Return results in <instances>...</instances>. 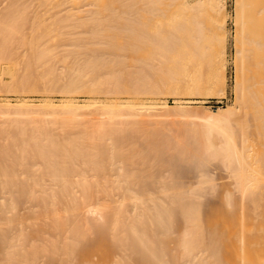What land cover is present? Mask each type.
Returning a JSON list of instances; mask_svg holds the SVG:
<instances>
[{"label":"bare ground","instance_id":"bare-ground-1","mask_svg":"<svg viewBox=\"0 0 264 264\" xmlns=\"http://www.w3.org/2000/svg\"><path fill=\"white\" fill-rule=\"evenodd\" d=\"M54 1L56 3H66L70 0ZM103 1H109L113 5L116 3L125 5L123 10L122 7H119L120 5L118 7L114 5L112 8L107 9L111 14L104 17L103 21L114 20L119 18L121 14L128 18L140 15L141 20L147 19L150 21L156 17L158 18V16L173 18L175 20L173 26L175 35L171 37H175L173 39L175 40L174 46H176V49L178 46L179 53L181 55L186 54L185 58L189 61V67L196 66V63L201 60L202 48L200 47H202V38L204 37V30L200 24L201 16L208 15L214 18L216 23L215 27L211 28L212 35L209 39V45L212 46L217 41L219 49L217 55H211L208 62L210 78L202 85L198 82L196 87L187 85L182 89L196 88L208 92L215 91L221 96L225 95V22L227 17L225 0ZM136 5H140V7H136ZM83 6L78 7V10L86 11L85 13L90 17H85L84 20H87L85 23L84 20L83 23L81 22L82 19L79 21L81 26H89L90 33H111L114 31L117 32H115L116 34L120 31L137 33L136 27L130 24H126L127 26L124 27L110 25V28L106 29L103 21L101 22L103 18L98 15V8L89 9V11L84 10ZM14 18L0 24V35L8 37L12 36L13 33L20 32L21 25L25 22V16L24 18L23 16ZM140 24L145 25L143 22ZM235 24L238 26L234 37L238 73L235 83L236 96L231 105L219 106L215 110H211L205 106H191L189 102L185 100L183 102L181 99H177L174 106H168L165 102L157 101L147 106L155 110L154 113H148L149 116L146 115L149 118H147L148 120L145 119L146 121L140 123V120L136 119L140 123L138 125L139 123L135 118L141 116L138 115L139 112L135 115H132L134 113L124 114L125 117H123V115L116 112V114H113L105 111L104 107H108L107 110L111 109L114 112V108L124 104L120 101L115 103L114 99L111 100L113 103L98 104L101 109L103 108L102 110L105 109V114L103 112V117H101V113V116L98 114L96 117L100 116V120L103 118L101 122L104 119L106 122L107 119L111 121L112 119L115 120L116 116H121L119 118L123 119L126 128L125 126L121 128L123 127L120 123L121 119L118 124L115 121L113 123L107 121L101 124L97 120L98 122L95 121V123L88 121L91 126L93 125V131L90 127H87L89 125L87 122H85L86 124L83 123L85 125L84 129L73 131L72 124L76 127L73 122H76L75 117L80 116V114L76 112L63 113L59 114L64 115L63 118H52L54 124L53 129L48 132L50 134L45 131V128L42 132L43 126L37 125L36 128L34 127L37 130H32V133L35 132V134L30 135L27 138L28 140L26 139L27 141L22 139L23 144H16L15 147L13 144V148L20 145V147L17 146L19 149L14 151L20 150L17 154L13 152L11 145L10 147L7 145L9 144L7 140L13 143L12 140L15 137L9 136V138H6V135L5 137L2 136V131L4 129L6 131V128H2L4 124L10 122L9 125H12V123L17 122V125L21 122L18 119L21 116L28 119L35 115H43L44 119H48L46 115H57L58 111L53 109L52 112L44 114L38 112L37 109L46 106L44 104L48 103L49 100L46 99L42 103L31 104L29 107L32 109L25 113L10 112V110L20 105H29L27 101L6 104L9 110L0 112V132L2 133L0 137L2 136L3 143H7H5V146L0 141V264H38L37 262L41 263L43 258L47 259L43 260V262L46 261L44 264H108V261L115 262L116 259H119L120 263L118 260L115 263L123 264L122 259L124 260V258L128 262H124V264L134 263V261V264H177V262L180 264L181 261H183L182 264H264V0H235ZM99 25H102V27ZM94 27L96 29L100 27V29L98 28L95 31ZM140 33L144 36V30ZM5 49V46L0 47V59ZM42 57L43 54L38 51L36 58L41 59ZM83 67L79 66L77 68L81 76H85L86 73L84 72H87ZM254 68L258 69L259 80H257L256 73L253 74L255 72L253 71ZM124 70L122 72L118 69L115 72V74L118 72L115 75L116 77H113L110 73V80L107 82L109 83L115 78L110 82L113 83L118 77L121 78L119 75L121 73V76L125 74ZM178 73L173 72L171 75L175 78ZM127 75L130 76L131 74L128 73ZM88 81H90V84H95L98 80ZM136 81L132 82V86L137 84ZM166 81L164 82V88L168 89ZM77 82L63 84L60 90L67 92L66 88H69L70 91H78L79 85ZM117 82H120V80ZM173 82L176 83L178 80L176 79ZM122 83L121 81L120 84ZM113 84L114 86L117 85L116 82ZM138 84L141 86L143 82ZM116 87L115 91L112 89L115 95L118 90L120 91ZM162 89L157 88L156 90ZM129 90H132L133 93L137 92V88L126 87L125 93H132ZM112 91H108V93L113 94ZM89 92L95 93V90L90 89ZM120 94H122L121 91ZM66 101H60L59 104H68L65 103ZM50 104L54 107L58 106L53 102H50ZM131 106L135 108V106ZM143 108L136 107L135 109L141 110ZM247 109L254 118L252 129H250L247 122L249 120H247ZM126 117L134 119L129 122ZM124 118L127 120H124ZM35 121L32 120V123ZM52 121L49 122L52 123ZM91 122L94 121L91 120ZM37 123L40 122L37 121ZM94 124L97 126L95 127ZM105 124L111 126L108 125L109 127H107L106 125V128ZM54 125L57 126V130H55ZM67 128L70 131H67ZM39 129L41 130L39 131ZM51 132L53 133L51 134ZM90 132L92 133L90 134ZM122 133L124 135L121 140H124V138H126V141L129 140L126 145L122 142L119 144L120 137L118 143L114 139L116 134L120 136ZM54 134H56V137ZM68 134H72L74 137ZM213 134L220 139L219 143L214 142L212 138L215 135L213 136ZM67 136L68 138H66ZM139 137H141L142 140H140L144 143V146L140 142L137 143L136 139H139ZM86 139L90 140L87 141ZM250 139L253 144L250 143ZM29 140L33 142L29 143ZM84 140L90 143L86 145L87 143L83 142ZM92 140L97 143L95 141L91 143ZM98 150L102 152L105 150V154L101 153V156L108 158L107 165L112 169L108 168L107 171L111 174L105 170L104 161L100 162L103 157L100 158ZM127 151H131L128 156L123 154ZM117 152L123 154L124 159L122 156L116 155ZM137 157L142 160L134 159ZM35 158L40 160L41 166L39 161H34ZM114 158H117L116 161ZM130 158L141 161L139 166L142 165L143 168L137 166L139 162L134 161L136 163L134 165L133 160ZM121 159L126 162V166H124V162L121 163ZM213 159L221 162L223 166L225 165L229 169L232 179H234L233 188L239 192L241 200L250 199L249 202L245 201L246 206L241 201L240 205H243V207L237 205L240 206L238 208L241 210L242 216L248 214L251 217V222L246 230L244 228L238 230H234V228L224 229V237L216 235L206 240L200 226L203 220L200 213L204 215L200 208L207 207L210 209L211 207L199 202L200 200L197 201L196 197L203 196V192L206 193L209 190L207 188L212 190L213 186H206L207 191L203 192L202 188L193 190L188 186V178L190 177L185 178L180 170L188 169L190 174L197 171V174H194L197 177L198 171L203 172L204 168L202 167L207 166L208 163L205 165V162H210ZM5 160L6 165L4 164ZM26 160L30 162L32 160L33 163ZM117 160L121 161L120 163L124 164V167L119 166L120 163ZM77 161L82 165L79 168ZM116 162L119 163L118 166ZM89 163H94V166H90L91 168L88 167V169L87 164L89 166ZM103 165L105 169L102 167ZM110 165H114V167ZM134 166H137L138 169H135L137 171H134ZM190 167H192L191 170ZM6 168L8 170L11 168L9 172L7 171L8 173H6ZM17 170L22 172V177L18 173L16 175ZM105 171L109 174H107L108 176ZM24 175L29 178H23ZM180 175L182 176L180 177ZM12 178H17L19 181ZM205 178L210 183L206 175L203 179ZM190 181L192 180L190 179ZM193 184L191 182V187ZM15 188L16 191L14 190V193H12V189ZM183 188L184 190L181 191ZM224 189V194H227V197L225 195L224 207L227 208L233 193L230 189ZM22 206L23 208L26 206V211L28 210L25 216H23L24 214L19 216L22 213L18 214V209ZM251 210L258 211L251 212ZM94 214H96V217ZM98 218L101 221H98ZM231 218L230 215H227L225 222H231ZM89 219L92 220L88 221ZM23 220L25 226H27V220V224L31 221L28 228L23 225ZM180 220L185 225L184 228H180L186 231V234L183 233V230L182 232H176L179 228L175 227L176 222H179V225ZM92 221L93 223H91ZM29 228H32V230H29ZM180 233L184 234L182 238L181 235H177ZM91 234L92 236H88ZM170 234L176 235V237L174 238ZM161 235H163V238L165 236L168 238L162 239L160 238ZM89 237H91V240ZM176 238L179 239L176 240ZM89 241L93 244L90 245ZM222 244H224V256L221 253ZM120 250L124 255L122 254L123 256L117 258ZM179 250H181L180 255L182 254L183 259L181 256L178 259L177 251L179 252ZM197 251H200V258L197 256ZM127 252L129 253L128 257L132 256L131 260L134 261L129 262L128 259L131 257H127ZM48 255H52V258H47ZM55 255H59L60 259L58 256L55 258ZM95 257L99 261H95ZM58 261L61 263H58Z\"/></svg>","mask_w":264,"mask_h":264},{"label":"rangeland","instance_id":"rangeland-1","mask_svg":"<svg viewBox=\"0 0 264 264\" xmlns=\"http://www.w3.org/2000/svg\"><path fill=\"white\" fill-rule=\"evenodd\" d=\"M92 1H95V2H92ZM114 5L115 7H118V5H120L119 7H122L121 8L122 10L124 9L123 7L125 6L120 3H116ZM114 5L110 3L109 1H103V0H70L69 2H66V3H62V2L56 3L54 0H0V24L4 21H9L17 16H23V18L25 16V22L22 23L19 21L20 23L23 24L21 25V29L19 33H13L12 36H8V37H5L4 35H0V47L2 46L6 47L5 51L2 53V58L0 59V77H1L0 79L1 80V83H0V112H7L9 110L6 104H16L20 101H27L29 105H20L17 108L15 109L13 108L10 110V112L15 111V112L25 113L32 109L31 107H29L31 104L36 105V104L42 103V101H44L45 99L49 100L48 103L44 104L46 106H43L40 109H37L38 112H40L41 114H44V113L52 112L53 109H55V111H58L57 115H53V116L46 115L48 119H44L43 115H35L32 118H28V119L24 116H21L20 118H18L21 122H19V124L17 125H16L17 122L12 123V125H9L11 124L10 122L9 124L3 123L4 127L2 128L3 129L6 128V131L4 129L5 131L4 132L2 131L3 130L2 129L1 131L3 132V134L0 132V135L2 134L3 137H5L6 135V138H9V136L15 137L12 140L13 143H10L9 140H7L9 144L5 142L7 145H9L8 147H10V145L12 147L13 144H14L13 145L14 147L16 144H20V143L23 144V142L27 138H29L30 135L32 136V134L33 135L35 134L34 131H33L34 133H32V130L35 129L37 125L43 126L42 130L39 129V131L41 130L43 132V129L45 128L46 129L45 131H47L48 133L49 131H51L50 129H53L52 127H53L54 122L52 121V118H57V119L63 118L65 117L64 115H59L63 113H70V112L75 113L76 112L80 114V116L75 117L76 122H73L75 123L76 127H74L72 124V129L74 128L73 129L74 131V130L84 129L85 125H83V123L86 124L85 122L88 123L89 121L90 123H95V121L97 120L101 122L103 118L101 120L99 119V117L101 116L100 113L102 114L101 117H103L104 116L103 112L105 114V111L106 112L109 111V113L111 112L113 114L118 113L119 115H123V117H125L124 114L134 113L132 115H135V113L139 112L138 115L140 114L141 116H139V118H135V120L136 119L140 120V123L141 121L144 122L145 119L146 120L149 119L146 115L148 113L150 114L154 113L155 111L153 109L148 108L147 106L157 101L165 102L168 106H174L175 101L177 99H181L183 102L184 100L186 102H189L191 106L193 105L194 106H197V105L205 106V107H209L211 110H215L219 106L225 107L227 105L233 104L235 96H236L235 83H236V77L238 73L237 71L238 65L236 63V58H235L237 55V51H236V45L234 41V37L238 29V26H236L235 24V0H225V7H226V12H227V17H226V22H225V27H226V38H225L226 40L225 41V45H226L225 46L226 90H225V95L223 96L218 95L215 91L208 92L207 90H198L196 88L195 89L193 88L190 90L182 89L183 87L187 85L196 87L198 85V82H200V84L202 85L203 83H206L210 78V70H209L208 62H209L211 55L213 54L217 55V50L219 49L217 41H215L212 46L209 45V39L212 35L211 28L215 27V23H216L214 18L208 15H202L200 18V24H201L202 29L204 30V37L202 38L203 44H202V47H200L202 48V54L200 58L201 60H199V62L196 63V66L194 67L191 66L192 67L191 68L189 67V61L185 58L186 54L181 55L178 51L179 49L178 46H177V49H176V46H174L175 40L173 39H175V37L174 38L172 37L173 35H175V30H174L175 28L173 27L175 25V22H174L175 20L173 18L169 16H166V18L165 17L161 18V16H158V18L154 17L155 19H152L150 21L147 19L141 20L140 15H136V17L134 15L128 18L127 16H124V14H121L120 17L118 16L119 18H116L117 20L116 19L114 20L106 19L107 21H103L105 19L104 17L111 14L107 9L112 8V6ZM80 6L81 7L83 6L84 10L98 8L99 9L98 15L100 16V18H103L101 19V22L103 21L105 25L103 23L102 25H104L106 29H109L110 25H113L114 27L116 26L124 27V26H127L126 24H130L136 27L137 33L136 32L130 33L128 31H120L118 32V34H116L117 33L116 31L111 32V33L110 32H102V33H96V34L90 33L91 31L89 32V29H88L89 26L88 27H84L83 25L81 26V23L79 21L80 19H82L81 22L83 23V20L86 19L85 17L88 18L89 16L85 13L86 11L83 12V11L78 10V7ZM136 7H140V5H136ZM101 9H102V12H101ZM86 21L84 20V23ZM142 22L143 24H145L144 26L140 24ZM94 23L96 24V22ZM102 25H99V26L102 27ZM100 27L98 28L100 29ZM97 29L95 28V31ZM143 30H144V36L142 33H140ZM167 42H171V43H167ZM208 45L210 46V48ZM38 51H40L41 54H43V57L41 59L36 58V54ZM120 59L121 61H119ZM79 66L80 67L84 66L83 67L84 70L87 71V72H84L86 73L85 76H81L80 73L78 72L77 68ZM123 67L124 68L127 67L126 70L128 69L129 72H127L128 70L127 71L124 70ZM118 69H120V71L122 70L125 71V74H123L122 76H121L122 73L120 75L118 74L121 78L117 76L120 82L122 81L123 83L120 84V82H117L119 81L117 78V80L114 81L116 82L117 85L114 86L113 84L114 82L113 83H110V82L115 80V78L113 80L111 79L112 81H110L109 83L107 81L110 80V76H111L110 73L114 77L118 73L117 72L115 74V72L118 71ZM253 71H255L253 72V74L256 73L255 75L257 77V80H259L258 69L254 68ZM173 72H177V73L179 72L178 74H176L177 77L173 78L174 76L171 75L173 74ZM126 73L127 74L130 73L131 75L128 76ZM93 79L95 80L97 79L98 81H96L95 84H90V81L88 80H93ZM176 79L178 80V82L176 83L173 82ZM136 80H140V81L137 82ZM165 80H167L166 82L168 85V89L164 88ZM73 81H78L77 82L79 85L78 91L77 90L70 91L69 88H66L67 92L60 90L61 85L63 86V84L73 82ZM133 81H136L137 84L132 86ZM84 82H86V84H84ZM142 82L143 84L140 86L138 83H142ZM121 86L122 88H120ZM115 87L117 89L119 88L122 94H120L119 90H118L119 91L118 93L116 89L117 94L115 95L114 92L112 91V89L114 90ZM126 87L131 88V89L137 88V92L133 93L132 90H129L132 93H128V92L125 93ZM157 88H163V89L156 90ZM90 89H93V91L95 90V93L89 92ZM108 91L109 92L112 91L113 94L108 93ZM114 99H115V103L116 102L119 103L118 101H120V103H124L123 105H119L116 108H114V112H112L111 109L107 110L108 107H104L106 109V110L104 109L105 110L104 111L102 110L103 108L101 109L100 106L98 105L100 103L105 104V102L113 103V101L111 100H114ZM63 100H67L65 103H68V104H64V105L59 104L60 101L62 102ZM50 102H53L55 105H58V106L54 107L50 104ZM131 105L135 106V108L136 107L137 108L144 107V108L141 110H138V109L133 108ZM246 112L248 113L247 120L249 119L247 122L250 125V129H252L251 127L254 126V120H253L254 118L252 116V113L249 111V109H247ZM98 114L100 116L96 117ZM119 117L121 116H116L117 119L113 117L115 120L112 119L111 120L112 123L113 121H115L116 124H118L119 120L121 119ZM126 118L129 119V117H126ZM126 118H124V120ZM133 119H129V122L130 120H133ZM32 120H36V121L32 123ZM91 120L94 122H91ZM122 120L123 119H121L120 123L123 125V127L116 125V124L115 125L121 128H124L125 126L126 128V125L123 123ZM37 121L40 123H37ZM49 121H52V123H50ZM107 121L109 120L107 119L106 122ZM103 122H105V119L103 120ZM103 122H101V124ZM5 123H8V122H5ZM90 123H88L89 125H87V127H90L92 130V128L94 127H92L93 125L91 126ZM140 123L138 125H140ZM96 124H94L95 127L97 126ZM106 125L107 127L111 126L110 124H105L104 126L106 127ZM54 126H55L54 127L55 130H57L56 129L57 126L56 125ZM72 129H71V132H72ZM36 130L37 129H35V131ZM68 130L69 129L67 128V131ZM52 133L53 132H51V134ZM91 133L92 132H90V134ZM56 134H54V136ZM65 134L67 135V133ZM68 135H71V137H74L72 134H68ZM123 135H124L123 133L122 135L120 134V136H118L117 134L115 135L116 138L114 139L117 140V143L119 141L118 140L119 137L121 140V137ZM214 135L215 134H213V136ZM51 136L54 137L53 135ZM1 137H0V141H2L1 143H3V140H1ZM215 137H213L212 139L214 140L215 143H219L220 139L217 138L216 135ZM66 138H68V136ZM22 139H24V141H21ZM140 139L141 137H139V139H136L137 143L140 142L141 145H143L144 143L141 141L142 139L141 140ZM86 140L89 141L90 139L89 140L86 139ZM103 140L104 139L102 138V141ZM93 141L95 140H92L91 143ZM128 141H126V138H124V140H121L119 144H121L122 142V144L124 143V145H126ZM143 141L145 140L143 139ZM30 142H33V141L29 140V143ZM83 142H86V141L84 140ZM5 143H3V145H5ZM86 143L85 144L88 145V143L90 142H86ZM95 143L97 142L95 141ZM106 143L108 142L106 141ZM250 143L253 144L251 139H250ZM17 146L20 147V145H17ZM17 146L16 148L12 147L13 152L16 149L17 150L19 149ZM19 151L14 152V153L18 154ZM98 151L100 153V158L101 157L104 158V160L102 158L101 161L100 160L99 161L100 162L104 161L103 163L106 166V169L104 165L102 167H104L106 171L108 170V168L112 169L108 167L109 165H107L109 162L108 158L104 157L103 155L101 156V153L105 154V150L104 152L100 150ZM88 152L90 151L88 150ZM129 152L131 154V151ZM129 152L127 151L123 154L125 155L127 154L128 156ZM123 154H119L117 152L116 155L120 157L122 156V158L124 159ZM114 159L116 161L117 158H114ZM123 159H121L122 160V162L120 161L121 163L124 162ZM134 159L142 160L140 157H137ZM36 160L37 159L35 158L34 161L36 162ZM139 160L137 161L133 160V162L132 161L130 162H132L134 165H136V163L139 162L137 165L139 166V164L141 163V161ZM26 161L30 162L28 160ZM37 161H39L40 166H41L42 163L40 162V160L38 159ZM78 161H77V164L79 168L82 165H80ZM134 161L136 163H134ZM30 163H33L32 160ZM119 163L116 162V165L118 166ZM121 163L119 166L122 165ZM125 163L126 162H124V164ZM206 163H208L207 166L202 167L204 168V170L203 172L202 171L200 172L205 173L204 175H206V177L209 178L210 183L206 180L207 178L203 179L204 175L200 173L199 171H198L199 176L196 175L197 177H195L194 174H197V171L196 173L194 172V174L192 173L190 174L188 173V169L180 170V172L182 171L181 174L183 176L185 175V178L190 177L188 178L189 179L188 186H190V188H192L193 190H198L202 188V192H203L209 189L206 193L203 192L204 193L203 196L196 197L197 199L195 198L197 201L200 200L199 202L203 203L204 205L207 204L206 206L211 207L210 209H208L207 207L200 208V211L201 212L203 211V214H204L202 215V213H200V215L203 217V220L201 221L200 226L203 229V234L205 236V239L207 240L208 238H211L212 236H216V235H220L224 237V229L234 228V230H238L240 228H244L246 230V228L249 227V224L251 222V217L248 214H245L244 216H242V213L240 212L241 210H239L238 207L241 206L240 205L241 202L242 204L245 203V206H246L245 201L249 202L250 199L248 198L247 200H244V199L241 200V196L239 192L233 188L234 186L232 183L234 179H232L233 177L231 175V172L225 165H224L225 166L224 168L223 164L221 162H217L216 159L215 160L213 159L210 162H205V165ZM4 164L6 165V160ZM123 165L121 167L126 166V164L124 166ZM90 166L91 167L94 166V163H89V166L87 164V168ZM110 166L114 167V165L113 166L110 165ZM137 166H134L135 168L133 167L134 171H137L135 170V169H138L136 168ZM139 167L143 168L142 165H140ZM129 168H132V167H129ZM10 169L9 170L7 169L6 173H8ZM81 169H83V167H81ZM88 169L86 170L89 171ZM189 169L191 170L192 167H190ZM33 170L36 171V169H33ZM33 170L32 172H34ZM184 170L187 172H185ZM106 171H105L106 175L108 173L111 174V172L107 171L108 172L107 173ZM17 173L21 175L20 177H22L21 171L16 172V175ZM26 175H24L23 178L27 177ZM40 175L43 176V174L41 173ZM182 175H180V177ZM201 175L203 176V178ZM17 178H19V176H17ZM190 179L192 181H190ZM203 180L208 183L204 182ZM20 181H22V179ZM191 182L194 184L196 183L195 184L196 186L193 184L191 187ZM198 183L199 184L203 183V184L199 185ZM210 185L213 186L212 188L215 191L212 188H211L212 190H210V188H207V189L205 188L206 186H210ZM224 188L230 189V191L232 190L231 193H233L230 197V204L229 205L227 204L228 205L227 208L224 207L225 205L224 200L227 197V194H224L225 193ZM14 190L16 191V188L12 189V193H14ZM182 190H184V188L181 189V191ZM158 195L160 196V194ZM237 204L240 206H238ZM245 206L244 208H246ZM241 207H243V205ZM19 209H18V212H19L18 214L22 213L19 216H22L23 214H24L23 216H25V214L28 213V210L26 211V206L24 208L22 206ZM21 210L22 212H20ZM253 211L257 212L258 210H251V212ZM227 215H230L232 217L231 222H225V217ZM94 216L96 217V214H94ZM94 219H97V218H94ZM91 220L92 219H89L88 221H91ZM99 220L100 219L98 218V221ZM93 221L91 223H93ZM27 222H26L27 226L24 225L25 221L23 225L28 228L29 227L28 225L29 223L31 224V221L28 224ZM95 222L97 221L95 220ZM178 223L176 222L177 225ZM177 225L175 227L176 228L179 227V228L178 230H176V232L177 231L182 232L183 229L181 228H184L185 226L183 222H181L178 226ZM29 230H32V228L31 229L29 228ZM185 232L186 231L183 230L184 234H186ZM183 233H180L177 235L179 236L181 235L180 237L182 238V236L184 235ZM88 236H92V234ZM161 236L162 237L160 238L162 239H165L167 237L165 236L163 238V235ZM170 236H174V235L170 234ZM175 237L176 235L174 236V238ZM89 238L91 240V237ZM178 239L176 238V240ZM88 243H90V245L93 244L91 243V241H89ZM180 251L181 250H179V252L177 251L178 259L182 255V254L180 255L181 253ZM118 252L121 253V250ZM197 252H198L197 256L198 258H200L199 257L200 251H197ZM221 253L224 256V244L221 245ZM119 254H117V258L118 256L124 255V253H121L120 255ZM128 254L129 253L127 252V257H128ZM204 255L206 256V254ZM50 256L48 255L47 258H52V255ZM57 256L60 259L59 255H55L54 257L56 258ZM128 258H130L128 259L129 262L134 261V260H131L132 256H129ZM41 260H42L41 263L44 264L46 261L43 262V260H47V259L43 258ZM94 260L96 261L97 257H95ZM117 260L120 263L119 259H116L115 262ZM124 260L122 259L123 264L124 262L128 263L125 258ZM59 262L60 261H58V263ZM115 262H111L110 260L108 261V264H112V263L114 264ZM182 262L183 261H181L180 264H182ZM37 263L41 264L39 262ZM130 263H133V262H130ZM115 264H118V263H115ZM177 264L179 263L177 262Z\"/></svg>","mask_w":264,"mask_h":264}]
</instances>
